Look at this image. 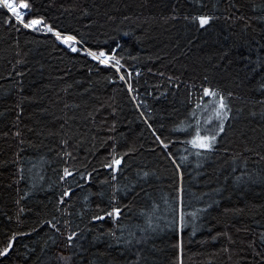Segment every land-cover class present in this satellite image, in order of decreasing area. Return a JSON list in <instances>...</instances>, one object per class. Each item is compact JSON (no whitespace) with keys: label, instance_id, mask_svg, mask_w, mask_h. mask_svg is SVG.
<instances>
[{"label":"trees","instance_id":"trees-1","mask_svg":"<svg viewBox=\"0 0 264 264\" xmlns=\"http://www.w3.org/2000/svg\"><path fill=\"white\" fill-rule=\"evenodd\" d=\"M29 3L25 20L43 17L92 49L119 44L134 90L52 36L6 25L0 9V247L30 233L0 264H64L59 255L70 264H264V0ZM198 14L216 19L203 29L185 19ZM204 87L233 93L232 111L215 150L197 157L184 141L197 123H218ZM113 148L128 153L115 182L103 168ZM65 166L93 177L61 206L70 215L56 212L75 187L59 181ZM105 180L139 193L118 194L128 205L118 222H92L96 205H108L95 195L111 193ZM53 216L64 235L40 226ZM70 231L81 248L67 247Z\"/></svg>","mask_w":264,"mask_h":264},{"label":"snow or ice","instance_id":"snow-or-ice-1","mask_svg":"<svg viewBox=\"0 0 264 264\" xmlns=\"http://www.w3.org/2000/svg\"><path fill=\"white\" fill-rule=\"evenodd\" d=\"M0 9H4L8 14H10L4 20V23L6 25L15 27V25H12V20L14 19L16 25H20L24 29L39 31L42 28L46 34H50L59 44L64 45L70 52L79 53L81 56L88 57L91 61H94L95 64L100 66L101 68L114 70V74L119 77V81L125 82L127 84L129 94L133 92L134 89L131 83L132 73L128 71L125 68L124 64L121 62L124 59V56H118L116 54L117 49L120 48L119 44L108 51L104 50L103 48L92 49L91 47L87 46V41L83 38V36L78 37L77 35L72 33H63L61 30L54 28L52 25L45 23L43 17L30 18L25 20V16L28 15V13H30L31 11V4L29 3V0H19V2H16V0H0ZM185 19H190V22L198 24L199 27L203 29L208 26L212 20L216 19V17L212 15L198 14L191 16V18L186 16ZM19 30L20 28L16 27V31ZM133 59H135V57H133ZM139 74L140 73L137 70V75ZM109 82H113L111 77H109ZM203 96L213 98V113L218 123L214 128L203 130L199 127V123H197L194 134L190 139L184 141V143L190 145L191 148L195 150V155L197 157L201 156L202 153H210L215 150V145L218 143L217 137H219L222 133H225V121L229 119V114L232 111L229 98L233 96V93L228 92L226 96L222 91L218 89L204 87ZM133 101H135V97H133ZM261 103H264V101H261ZM253 115H255V113H253ZM145 123L147 124L148 121L145 120ZM149 127H151V125H149ZM174 130L185 131L186 129H184L183 127H178ZM16 135H19V133H16ZM153 135H156V133L153 132ZM156 138L157 140L161 139L158 135L156 136ZM62 143L66 144L67 141H63ZM161 144L165 149L168 148V144L164 143L162 140ZM64 155L71 158L70 152L65 151ZM109 155L110 159L103 164V168L110 170L111 181L115 182L117 181V174L122 171L123 157L125 155H128V153H124L118 156L115 153V148H113L112 152ZM261 158L264 159V157ZM183 159H187V157H184ZM65 163L67 164V161ZM173 163H176V161L173 160ZM93 171L96 170L93 169ZM177 171H179V166L177 167ZM233 171H235V169H233ZM148 176V172L143 173V178H147ZM70 177L75 181V187L71 185L65 187L60 194L59 199L57 200L56 212H60L62 215H70L71 213L69 208H62L61 206L68 204L71 197L76 194L77 189H83L85 185L90 184L93 178L92 172H80L79 169L65 166L63 168L62 175H60L59 177V181L61 184H66L68 178ZM237 179L240 178L237 177ZM81 181H83V183H81ZM101 183L109 184L112 191L110 194H108L103 189H101L99 192L95 193V195H98L100 197L101 201H103L105 196H107L108 205L105 206L102 203L96 205L97 213L92 216V222L104 221L107 218H111L113 221L118 222L121 216L124 215V209L128 207V205H123V207L121 206L122 201L118 199V194H123V196L127 197L130 193H135L138 196L139 193L136 192V185L135 183H133L130 186L126 185L124 188H120L117 183H109L108 180L102 181ZM89 195L91 196L93 195V193L90 192ZM84 199L85 203H87L89 198L85 197ZM17 203L19 202L17 201ZM20 212L23 213L24 209L21 208ZM141 214L143 215V213ZM191 215L195 216V213H192ZM60 223V219L56 216H53L51 220L42 221L40 226L43 227L46 225L56 233L64 235V233L61 232ZM180 223L181 227H183V211H181L180 213ZM69 224L70 221H64L65 227H67ZM149 226H151V224H149ZM36 230V228H33V231ZM109 234L113 235L114 233ZM23 235H30V233L14 232L8 238L7 243L4 246L0 247V257L7 256L10 250L13 249L14 242L16 241L17 236ZM66 240L68 242L67 247L69 248L78 249L82 247V245H80L78 242L79 233L76 231L68 232V234L66 235ZM141 242L142 241L137 240V243ZM59 259L63 261L64 264H70L71 261L70 256L65 257L63 255H59ZM42 264H46V262H42Z\"/></svg>","mask_w":264,"mask_h":264},{"label":"built area","instance_id":"built-area-1","mask_svg":"<svg viewBox=\"0 0 264 264\" xmlns=\"http://www.w3.org/2000/svg\"><path fill=\"white\" fill-rule=\"evenodd\" d=\"M28 30V29H27ZM42 30V29H41ZM28 31H30L31 33H33V34H36V35H50V34H46L44 31H42V32H44V33H38L37 31H31V30H28ZM51 36V35H50ZM57 42V41H56ZM58 43V42H57ZM59 44V43H58ZM61 45V44H60ZM62 46H64V45H62ZM65 47V46H64Z\"/></svg>","mask_w":264,"mask_h":264},{"label":"rangeland","instance_id":"rangeland-1","mask_svg":"<svg viewBox=\"0 0 264 264\" xmlns=\"http://www.w3.org/2000/svg\"><path fill=\"white\" fill-rule=\"evenodd\" d=\"M38 33H44V32H42V30L40 29L39 31H37ZM185 259H183L182 261L180 260V258H179V264H185V261H184ZM187 264V263H186Z\"/></svg>","mask_w":264,"mask_h":264},{"label":"bare ground","instance_id":"bare-ground-1","mask_svg":"<svg viewBox=\"0 0 264 264\" xmlns=\"http://www.w3.org/2000/svg\"><path fill=\"white\" fill-rule=\"evenodd\" d=\"M131 98V97H130ZM115 225V224H114ZM136 239V238H135Z\"/></svg>","mask_w":264,"mask_h":264}]
</instances>
